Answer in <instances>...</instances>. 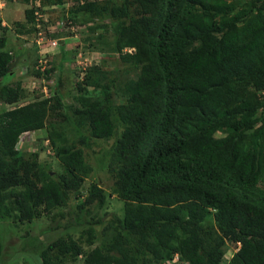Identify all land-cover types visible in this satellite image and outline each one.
Listing matches in <instances>:
<instances>
[{
	"label": "trees",
	"instance_id": "1",
	"mask_svg": "<svg viewBox=\"0 0 264 264\" xmlns=\"http://www.w3.org/2000/svg\"><path fill=\"white\" fill-rule=\"evenodd\" d=\"M231 1L80 0L72 13L110 24L122 62L141 66L124 104L113 96L117 75L105 73L92 92L81 89L79 106L58 89L21 104L13 67L27 53L0 50V218L45 215L59 230L65 217L56 211L73 197L83 198L80 210L104 207L97 183L82 196L93 170L85 149L115 138L110 166L124 216L112 215L102 235L93 226L102 221H88L80 238L89 252L73 238L51 242L39 253L43 264L83 254V264H165L177 254L186 264H224L229 244L226 264H264V2L236 11ZM35 13L25 11L17 34L35 30ZM67 126L80 147L67 144ZM43 129L60 174L18 147L23 134Z\"/></svg>",
	"mask_w": 264,
	"mask_h": 264
},
{
	"label": "rangeland",
	"instance_id": "2",
	"mask_svg": "<svg viewBox=\"0 0 264 264\" xmlns=\"http://www.w3.org/2000/svg\"><path fill=\"white\" fill-rule=\"evenodd\" d=\"M27 1L28 4H26ZM106 1L100 0L101 3ZM115 1L121 3L123 0ZM261 1L264 2V0ZM6 2L20 5L10 13L11 16H8L10 27L0 25V50L18 49V46L25 43L29 48L25 58L13 67L15 78L13 75L4 78V83L7 84L12 82L13 78L15 81L22 82L24 96L21 104L48 98L52 96L55 89H58L66 105L79 106L77 98L80 93L83 90L92 92L94 90L92 82L97 79L104 83V73L111 79L117 75L118 83L113 96L118 104L126 103L128 97L126 84L137 79L141 66L122 62L120 55L113 48L110 24L105 25L100 21L85 23L82 17L78 18L74 15L72 12L81 3L80 0H65L62 4L49 0H40V3L37 0H0V10L6 8ZM231 2L236 11L241 8L249 10L251 5L258 3L256 0H232ZM28 8L35 9L37 18L33 26L28 25V28H35V30L27 34L23 41L20 36H16L20 30L16 24L17 22L26 23L25 11ZM134 13L136 16L139 15V11L135 9ZM0 23H2L1 20ZM54 40L61 41L62 44H59V47H52L51 42ZM12 107L4 105L1 108ZM64 131L65 138L68 140L67 144H76L80 147L71 127L67 126ZM114 140L115 138L91 139L92 147L85 149L87 163L93 170L86 179L82 196L87 195L92 183H97L107 194L105 206L93 205L80 210L77 205L83 198L73 197L69 206L56 211L62 212L65 217L61 224L66 225V229L62 227L59 230L53 229L56 223L52 224L45 215L33 223H27L20 221L18 212L12 210L10 217L0 218V264H43L39 258L40 251L58 239L73 238L83 245L85 252H89L91 248L86 247L85 244L87 236L80 238L83 231L90 226L88 221L94 224L101 220L102 223L93 226L97 229L98 235H102L112 215L124 216V202L118 198L114 190L116 166H110ZM18 147L34 157L37 155V159L46 164L54 175L64 171L55 155L48 129L23 134ZM70 210L71 213H69ZM98 244L96 242L94 247ZM232 248L233 245H227L224 264L235 253ZM229 249H232V254L228 253ZM82 256L75 260L68 259L66 264H83L85 254Z\"/></svg>",
	"mask_w": 264,
	"mask_h": 264
},
{
	"label": "crops",
	"instance_id": "3",
	"mask_svg": "<svg viewBox=\"0 0 264 264\" xmlns=\"http://www.w3.org/2000/svg\"><path fill=\"white\" fill-rule=\"evenodd\" d=\"M20 4L18 3H11V2H6V8L3 9V10H0V18L2 20V27H10L9 25V21H8V16H11V12H13L15 10V7L18 6ZM5 15V16H4ZM21 21V20H19ZM22 23V22H21ZM16 36H20L21 37V40L24 41V38L27 37V35H19V34H16ZM28 44H23V45H20L22 46V50L25 52V53H29V48L27 46ZM18 50V49H16ZM18 52V51H17Z\"/></svg>",
	"mask_w": 264,
	"mask_h": 264
},
{
	"label": "clouds",
	"instance_id": "4",
	"mask_svg": "<svg viewBox=\"0 0 264 264\" xmlns=\"http://www.w3.org/2000/svg\"><path fill=\"white\" fill-rule=\"evenodd\" d=\"M37 2L38 3H40V0H37ZM37 15V12L35 13V16ZM36 18H37V16H36ZM38 27V26H37ZM51 44H52V47H59V44H62V42L61 41H56V40H54V41H52L51 42ZM126 51H129V52H132V50H126ZM21 138H22V136H21ZM21 138H20V141H21ZM24 139V138H23ZM239 245H240V243H239ZM233 249V252L235 251L234 250V248H232ZM232 249H229L228 250V253H230V254H232ZM232 258V257H231ZM186 264V263H183L182 261H181V259H180V257H179V255L177 254V255H175L174 256V258L173 259H171V260H169L168 262H166L165 264Z\"/></svg>",
	"mask_w": 264,
	"mask_h": 264
}]
</instances>
